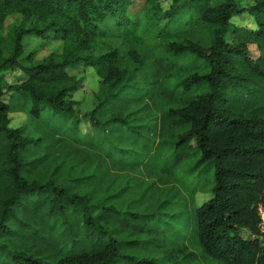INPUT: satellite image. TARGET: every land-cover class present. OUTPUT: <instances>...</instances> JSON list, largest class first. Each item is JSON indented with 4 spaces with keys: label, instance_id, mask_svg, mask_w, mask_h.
Here are the masks:
<instances>
[{
    "label": "trees",
    "instance_id": "trees-1",
    "mask_svg": "<svg viewBox=\"0 0 264 264\" xmlns=\"http://www.w3.org/2000/svg\"><path fill=\"white\" fill-rule=\"evenodd\" d=\"M162 1L0 0V264H264V0Z\"/></svg>",
    "mask_w": 264,
    "mask_h": 264
},
{
    "label": "rangeland",
    "instance_id": "rangeland-1",
    "mask_svg": "<svg viewBox=\"0 0 264 264\" xmlns=\"http://www.w3.org/2000/svg\"><path fill=\"white\" fill-rule=\"evenodd\" d=\"M236 1L242 7H248L249 5L252 4L251 0H236ZM160 6H161L163 11H166L170 6V0H163L160 3ZM141 7H142V2H140V1L135 2L133 12L135 14H137L140 11ZM11 22H12V20H9V23H11ZM144 22H147L148 24H144ZM250 22L251 21L246 14L242 15L241 17L232 19V23L238 24L240 26L248 27L250 25ZM149 29L151 30V34H155V30L152 27V23H150L148 21L147 17L142 16L141 21H140L139 26H138L139 34L141 36H145ZM142 40H145V39L143 38ZM149 40L152 42V39H149ZM147 45H149V44L146 41H144L142 47L143 46L146 47ZM53 48L54 47L52 45L45 46L44 48H42V50L39 51L38 58H41L42 56L47 55L49 53V51L52 50ZM145 53H146V51H145ZM72 73H75V74L78 73L79 75L81 74L78 90L75 93H73L72 98L74 100L80 102L81 110H84V109L88 110L92 107L93 93L98 90L100 80L96 76L95 71L92 68H88V69L84 70V72H82L81 70H78V71L74 70V71H72ZM3 76H4V80L7 84L16 83L17 81H19L23 78L22 73L17 71V70H8L5 73H3ZM25 121H26V117L24 115L13 114V115H11L10 126L14 127V128L19 127ZM82 128H83V130L85 129L84 126ZM183 173L184 172L180 169L178 174H179V176H182ZM202 177L203 176L201 175L199 177V179L197 180L198 184H201L202 179H203ZM188 187L189 186L184 187V188H181V187L178 188V186H176V188L180 190V191L176 190V194H177L176 197L179 196L178 192H179V194L181 192L182 199L186 203L187 210H190V208L192 207V204H191V197L189 195L190 193L188 191ZM209 198H210V194L208 192L203 193V194L198 193L194 197L195 205L200 206L204 202L208 201ZM166 213L171 214L173 212L171 210H168V211H166ZM172 225H176V223H173ZM194 254H195L194 258L197 260V263H195V264H204V260L202 259L201 251H195ZM154 257L158 259L155 261L159 264L167 263L172 258L174 260L173 263H176V264H194L185 258L179 257L178 259H176L175 257H171V256H168L165 254H154ZM208 263L209 264H216V263H213L211 261H208Z\"/></svg>",
    "mask_w": 264,
    "mask_h": 264
},
{
    "label": "built area",
    "instance_id": "built-area-1",
    "mask_svg": "<svg viewBox=\"0 0 264 264\" xmlns=\"http://www.w3.org/2000/svg\"><path fill=\"white\" fill-rule=\"evenodd\" d=\"M257 214L260 219V222L258 224V229H259L258 239L260 241V245L264 247V202L262 204L261 203L258 204Z\"/></svg>",
    "mask_w": 264,
    "mask_h": 264
}]
</instances>
